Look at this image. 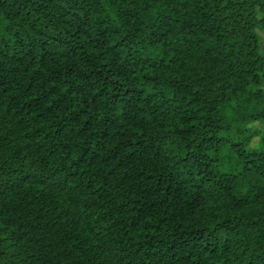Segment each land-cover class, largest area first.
<instances>
[{"label": "trees", "instance_id": "1", "mask_svg": "<svg viewBox=\"0 0 264 264\" xmlns=\"http://www.w3.org/2000/svg\"><path fill=\"white\" fill-rule=\"evenodd\" d=\"M264 0H0V264H264Z\"/></svg>", "mask_w": 264, "mask_h": 264}, {"label": "rangeland", "instance_id": "2", "mask_svg": "<svg viewBox=\"0 0 264 264\" xmlns=\"http://www.w3.org/2000/svg\"><path fill=\"white\" fill-rule=\"evenodd\" d=\"M257 32L260 35V45H261V49L264 54V31L257 30ZM249 126L251 127L252 130L256 132V135L253 136V138L251 139L249 143V147L252 150H256L259 135L264 131V121H255V122L250 123Z\"/></svg>", "mask_w": 264, "mask_h": 264}]
</instances>
